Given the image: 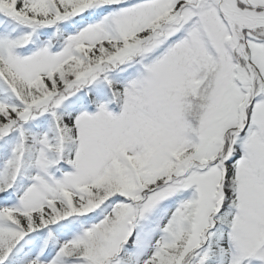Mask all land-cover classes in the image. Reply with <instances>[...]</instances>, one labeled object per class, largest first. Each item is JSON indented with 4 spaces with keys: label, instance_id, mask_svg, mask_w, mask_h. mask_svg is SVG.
Instances as JSON below:
<instances>
[{
    "label": "snow or ice",
    "instance_id": "6c2138e0",
    "mask_svg": "<svg viewBox=\"0 0 264 264\" xmlns=\"http://www.w3.org/2000/svg\"><path fill=\"white\" fill-rule=\"evenodd\" d=\"M0 264H264V0H0Z\"/></svg>",
    "mask_w": 264,
    "mask_h": 264
}]
</instances>
